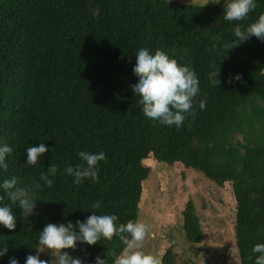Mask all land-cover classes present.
<instances>
[{"label":"trees","instance_id":"16d2710c","mask_svg":"<svg viewBox=\"0 0 264 264\" xmlns=\"http://www.w3.org/2000/svg\"><path fill=\"white\" fill-rule=\"evenodd\" d=\"M223 0L192 5L170 0H0V143L13 148L0 179L19 177L36 201L26 217L15 205L16 228L0 226V246L23 264L35 254L48 222L83 220L90 211L116 212V223L137 219L148 157L180 163L219 187L229 185L235 204L234 237L239 264H254L255 243L264 242V42L255 37L229 50L235 23L247 25L264 12V0L242 21H224ZM215 45V47H213ZM140 47L168 52L199 77L193 110L179 127L142 112L130 85ZM123 54V59L121 56ZM219 70L220 83L209 79ZM240 74V80L232 76ZM206 105L200 109V100ZM237 136L240 139H237ZM44 143L36 166L24 164L25 149ZM78 150L105 152L96 182L74 184L63 173L79 162ZM58 166L53 185L40 179ZM93 201L99 209L90 207ZM7 203L8 201H4ZM185 238L203 241L194 205L182 211ZM113 236L96 245L67 249L88 258L119 254ZM47 259V253L40 254ZM160 264H176L169 248Z\"/></svg>","mask_w":264,"mask_h":264},{"label":"clouds","instance_id":"9594fccd","mask_svg":"<svg viewBox=\"0 0 264 264\" xmlns=\"http://www.w3.org/2000/svg\"><path fill=\"white\" fill-rule=\"evenodd\" d=\"M211 2L218 3L219 0ZM222 5L221 16L224 21H242L257 7L256 0H223ZM232 35L234 38L222 45L227 52L252 37L264 42V12L246 26L235 23ZM132 72L136 80L130 88L133 93L138 94V103L142 104L143 114L160 124L179 127L185 119V114L193 110V98L199 92V77L195 70L187 64L178 63L165 50L157 48L153 52L146 47H140L135 54ZM208 75L213 84L217 86L220 83L219 70L211 71ZM240 79L238 73L232 76V80ZM205 105L206 101L200 100V109ZM12 151L11 146L0 143V170L8 169L6 158ZM48 151L44 143L30 145L25 149L24 164L36 166L39 158ZM76 155L79 162L75 165L69 163L63 173L72 177L74 184H80L85 178L96 182L99 173L98 162L105 160V152L78 150ZM57 171L58 166L50 163L47 171L40 173V179L46 186L51 187L52 178L56 176ZM5 200L8 202L5 203ZM14 205L24 216H30L36 207L32 190L27 185H21L17 176L0 179V226L9 231L16 228ZM90 207L99 209L100 203L93 201ZM149 229L150 225L140 219L116 223L115 211L103 214L90 211L82 221L78 219L75 222H48L38 232L36 253L26 255L23 264H107L105 256L101 253L89 259L86 250L81 256H73L66 250H75L78 244L96 245L101 238L111 239L113 236L124 246L119 254L109 253L114 257L112 264H160L159 257L143 250L142 241ZM8 251L7 245L0 246V258L5 257ZM43 252L47 253V259L40 257ZM252 252L257 254L254 264H264V242L255 243ZM7 264H20V260L15 256H8Z\"/></svg>","mask_w":264,"mask_h":264},{"label":"rangeland","instance_id":"374dc122","mask_svg":"<svg viewBox=\"0 0 264 264\" xmlns=\"http://www.w3.org/2000/svg\"><path fill=\"white\" fill-rule=\"evenodd\" d=\"M170 1L213 4L211 0ZM143 165L149 173L142 183L137 219L150 225L142 241L143 250L161 260L170 248L176 264H239L233 229L235 204L229 185L219 187L180 163L168 165L151 156ZM188 201L194 205L203 232L200 244L191 243L184 236L182 211Z\"/></svg>","mask_w":264,"mask_h":264}]
</instances>
